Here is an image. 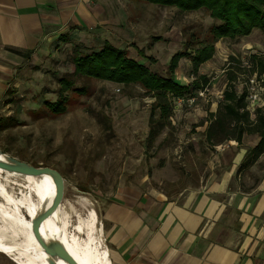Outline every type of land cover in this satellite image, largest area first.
<instances>
[{
  "label": "rangeland",
  "instance_id": "1",
  "mask_svg": "<svg viewBox=\"0 0 264 264\" xmlns=\"http://www.w3.org/2000/svg\"><path fill=\"white\" fill-rule=\"evenodd\" d=\"M102 1L104 23L77 33L72 44L62 40L60 49L55 51L60 45L53 47L54 56L42 52L27 63L12 62L16 74L8 81L7 96L0 99V118L9 117L12 124L0 130V149L35 166L58 169L65 179L64 203L81 210L80 196H90L103 223L104 210L115 199L129 201L130 197L139 207L158 209L162 200L182 198L203 185L206 189L237 163V156H245L257 143L259 137L252 133L245 134L241 143L226 140L211 146L203 135L205 122H201L207 111L216 110L231 84L229 71H235L239 92L255 77L250 75L249 56L264 55V30L256 28L249 35L215 43L213 57L199 67L209 77V85L203 94L185 93L195 96L192 104L175 99L170 125L149 146L146 138L153 97L139 85L73 74V46L79 43L82 51H92L109 42L151 71L166 75L172 55L188 39L209 37V29L218 21L203 8L181 11L142 0ZM5 49L0 47L1 61ZM62 77L85 91L67 90V110L56 114L44 102L58 98ZM175 78L182 84L195 79L187 57L179 60ZM7 101L10 106L3 108ZM243 160L238 161L234 178L248 190L264 177V153L248 167H241ZM14 191L36 205L33 191L0 176V201ZM21 210L29 219L28 209ZM103 236L108 246L104 225ZM0 264L18 263L0 250Z\"/></svg>",
  "mask_w": 264,
  "mask_h": 264
},
{
  "label": "crops",
  "instance_id": "2",
  "mask_svg": "<svg viewBox=\"0 0 264 264\" xmlns=\"http://www.w3.org/2000/svg\"><path fill=\"white\" fill-rule=\"evenodd\" d=\"M105 12L102 0H0V47L6 48L0 99L16 74L12 62L27 63L42 52L54 56L56 45L55 51L104 23ZM237 163L206 189L162 200L158 209L139 207L130 197L110 202L102 228L111 264H264V177L242 189L234 178Z\"/></svg>",
  "mask_w": 264,
  "mask_h": 264
},
{
  "label": "trees",
  "instance_id": "3",
  "mask_svg": "<svg viewBox=\"0 0 264 264\" xmlns=\"http://www.w3.org/2000/svg\"><path fill=\"white\" fill-rule=\"evenodd\" d=\"M162 6H174L181 11L205 9L217 20L209 29V37L197 40L188 39L183 49L176 51L168 64L166 75L153 72L148 66L128 56L123 49L106 42L98 50L82 51L81 44L73 46V74L87 78L109 80L124 86L139 85L151 97L153 103L149 117L147 144L155 143L162 131L170 125V117L175 99L189 90L196 92L209 85L207 75L199 72V67L211 59L215 52V43L221 38H238L249 35L254 29L264 30V0H142ZM61 38V37H60ZM197 42V44H196ZM151 60L147 55L141 54ZM187 57L192 66L195 79L189 84H182L175 78L179 60ZM231 59L238 62L234 57ZM152 61V60H151ZM250 75L264 78V55L249 56ZM231 84L223 91V98L216 110L209 111L201 122L208 121L203 131L206 142L215 146L226 140L243 141L245 134L255 133L259 139L247 149L241 167L255 163L264 153V103L250 107L247 100V85L239 92L235 86V71H229ZM264 86V81L262 82ZM61 92L55 101H45V105L56 114L64 113L67 108L69 89L79 92L84 88H74V83L62 77ZM264 97V96H263ZM9 100V99H7ZM10 102V101H7ZM0 118V130L11 126L9 117ZM147 145V146H148Z\"/></svg>",
  "mask_w": 264,
  "mask_h": 264
},
{
  "label": "bare ground",
  "instance_id": "4",
  "mask_svg": "<svg viewBox=\"0 0 264 264\" xmlns=\"http://www.w3.org/2000/svg\"><path fill=\"white\" fill-rule=\"evenodd\" d=\"M0 156L5 157L1 153ZM0 176L22 184L24 189L33 191L36 197L35 206L28 202V198L18 197L15 191L9 198L3 197L0 201V250L18 264H69L47 253L32 231V220L38 215L36 210L40 213L45 211L55 195V183L51 175L25 174L0 168ZM63 200L42 221L41 233L44 238L62 241L81 264H111L102 222L90 196H80L81 210L74 209L71 203L65 204ZM22 207L28 209L29 219L22 216Z\"/></svg>",
  "mask_w": 264,
  "mask_h": 264
},
{
  "label": "water",
  "instance_id": "5",
  "mask_svg": "<svg viewBox=\"0 0 264 264\" xmlns=\"http://www.w3.org/2000/svg\"><path fill=\"white\" fill-rule=\"evenodd\" d=\"M0 153L1 155H5V157L0 156V168L25 174L39 175L42 173H49L51 175L55 183V195L45 211L36 215L32 220V231L39 244L51 256L61 258L69 264H81L62 241L55 238L45 239L41 233L42 221L56 210L64 198L65 179L62 173L53 167L35 166L27 161L9 155L2 149H0Z\"/></svg>",
  "mask_w": 264,
  "mask_h": 264
},
{
  "label": "built area",
  "instance_id": "6",
  "mask_svg": "<svg viewBox=\"0 0 264 264\" xmlns=\"http://www.w3.org/2000/svg\"><path fill=\"white\" fill-rule=\"evenodd\" d=\"M264 78L263 77H258L255 75V77L249 78L247 82V87H250V91L247 96V100L249 102L250 107L254 108L255 106H260L264 103V86L263 82ZM205 88L200 89L196 92L198 94H203V91ZM178 103H184V101H188L189 103H194L195 102V96L190 94H184L180 97L177 98Z\"/></svg>",
  "mask_w": 264,
  "mask_h": 264
}]
</instances>
